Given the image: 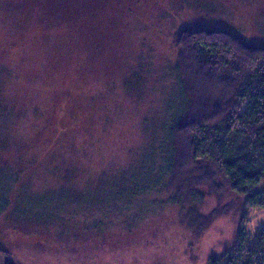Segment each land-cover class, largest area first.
I'll list each match as a JSON object with an SVG mask.
<instances>
[{"label": "rangeland", "instance_id": "374dc122", "mask_svg": "<svg viewBox=\"0 0 264 264\" xmlns=\"http://www.w3.org/2000/svg\"><path fill=\"white\" fill-rule=\"evenodd\" d=\"M122 1L101 0L90 25L66 29L28 0H0V199L11 200L0 264H210L264 226V209L219 179L165 176L129 195L157 174L179 32L264 45V0ZM52 135L61 142L42 160ZM62 157L71 166L55 168Z\"/></svg>", "mask_w": 264, "mask_h": 264}, {"label": "trees", "instance_id": "16d2710c", "mask_svg": "<svg viewBox=\"0 0 264 264\" xmlns=\"http://www.w3.org/2000/svg\"><path fill=\"white\" fill-rule=\"evenodd\" d=\"M100 4L101 0H67L49 7L47 0H28V7L43 19L55 15L66 29L90 25ZM177 36L176 93L165 105L163 121L156 124L157 174L150 185L133 188L130 199L160 185L165 176L177 182L196 174V183L210 186L219 179L245 197L247 207L264 209V45L217 28H184ZM71 91L62 89L65 94ZM54 137L40 141L48 145L42 160L61 142ZM20 156L13 159L19 161ZM68 159L52 164L68 167L72 161ZM195 196L194 204H202L201 193ZM10 202V197L0 199V213ZM239 235L235 248L214 256L210 264H264V226L252 235L244 231Z\"/></svg>", "mask_w": 264, "mask_h": 264}]
</instances>
